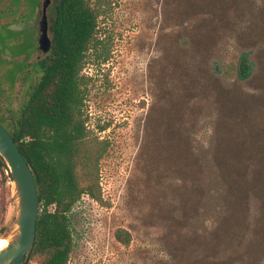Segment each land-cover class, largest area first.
Masks as SVG:
<instances>
[{
	"label": "rangeland",
	"instance_id": "1",
	"mask_svg": "<svg viewBox=\"0 0 264 264\" xmlns=\"http://www.w3.org/2000/svg\"><path fill=\"white\" fill-rule=\"evenodd\" d=\"M100 1L108 61L91 54L83 71L85 111L110 146L100 163L103 203L84 196L70 213V264H264L258 209L203 168L220 140L242 130L236 99L257 83L235 85L224 70L243 53L263 69L264 0ZM43 3L0 0V116L25 101L35 79L27 72L45 56ZM13 194L0 167V239L14 228ZM119 228L131 233L129 246L117 241Z\"/></svg>",
	"mask_w": 264,
	"mask_h": 264
},
{
	"label": "trees",
	"instance_id": "2",
	"mask_svg": "<svg viewBox=\"0 0 264 264\" xmlns=\"http://www.w3.org/2000/svg\"><path fill=\"white\" fill-rule=\"evenodd\" d=\"M98 3L102 6V1ZM99 9L93 0H58L50 25L51 51L32 64L34 71L27 72L35 79L25 101L17 110L8 109L0 116V124L34 170L40 198L35 244L22 264H70L74 247L70 213L84 196L103 203L100 163L110 145L94 136L87 125V77L83 73L91 54L108 61L98 37ZM257 70L247 53L225 68L224 75L235 85L254 80L257 87L236 99L243 114L242 130L234 139L220 140L203 168L218 170L219 178L235 189L238 199L248 198L258 209L254 231L264 244V67ZM193 162V166L200 164ZM0 167L12 180L1 159ZM115 237L125 246L132 242L131 233L123 228Z\"/></svg>",
	"mask_w": 264,
	"mask_h": 264
},
{
	"label": "water",
	"instance_id": "3",
	"mask_svg": "<svg viewBox=\"0 0 264 264\" xmlns=\"http://www.w3.org/2000/svg\"><path fill=\"white\" fill-rule=\"evenodd\" d=\"M52 0H44L40 22L39 49L46 55L51 51L48 8ZM0 159L8 167L14 185L13 202L16 205L14 228L6 238L8 244L0 249V264H22L28 260L36 240L40 216V198L34 179V170L27 163L9 131L0 124Z\"/></svg>",
	"mask_w": 264,
	"mask_h": 264
},
{
	"label": "bare ground",
	"instance_id": "4",
	"mask_svg": "<svg viewBox=\"0 0 264 264\" xmlns=\"http://www.w3.org/2000/svg\"><path fill=\"white\" fill-rule=\"evenodd\" d=\"M8 244L7 240L5 239H0V249L6 247Z\"/></svg>",
	"mask_w": 264,
	"mask_h": 264
}]
</instances>
